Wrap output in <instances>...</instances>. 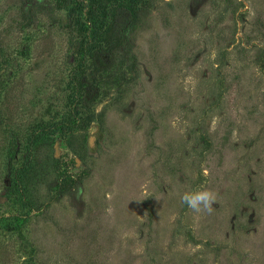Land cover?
<instances>
[{
  "label": "rangeland",
  "instance_id": "1",
  "mask_svg": "<svg viewBox=\"0 0 264 264\" xmlns=\"http://www.w3.org/2000/svg\"><path fill=\"white\" fill-rule=\"evenodd\" d=\"M55 1L0 0V264H264V0Z\"/></svg>",
  "mask_w": 264,
  "mask_h": 264
},
{
  "label": "trees",
  "instance_id": "2",
  "mask_svg": "<svg viewBox=\"0 0 264 264\" xmlns=\"http://www.w3.org/2000/svg\"><path fill=\"white\" fill-rule=\"evenodd\" d=\"M35 2V0H32ZM73 0H56L53 5L55 8L58 9H63L65 7H67L70 3H72ZM51 6V5H50ZM51 7H49L50 9ZM263 38H264V30H263ZM257 52V62L260 64L261 67H264V46H259L256 50ZM59 170V167H58ZM24 171L20 174L16 176V187L19 189V191L21 192V190L25 187L26 181L23 182V178L25 177L24 175ZM63 176V177H62ZM61 177L62 179H60V182L58 183V185L55 187V189L57 190V192H60L61 194L67 193L69 192V190L73 187L74 183H75V179L73 178L72 175L70 174H63ZM30 203V205H32V203L30 201H28ZM32 209H33V205H32ZM31 211H28L27 213L15 216L16 218L19 219V221H23L26 222L29 220V218L31 217Z\"/></svg>",
  "mask_w": 264,
  "mask_h": 264
},
{
  "label": "clouds",
  "instance_id": "3",
  "mask_svg": "<svg viewBox=\"0 0 264 264\" xmlns=\"http://www.w3.org/2000/svg\"><path fill=\"white\" fill-rule=\"evenodd\" d=\"M182 203L196 213L212 212V204L216 201V194L210 190H202L191 193H184L181 196Z\"/></svg>",
  "mask_w": 264,
  "mask_h": 264
}]
</instances>
